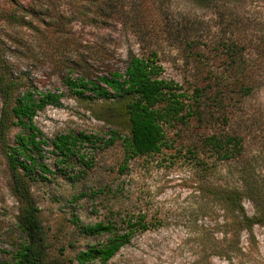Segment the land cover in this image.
<instances>
[{
    "label": "rangeland",
    "instance_id": "rangeland-1",
    "mask_svg": "<svg viewBox=\"0 0 264 264\" xmlns=\"http://www.w3.org/2000/svg\"><path fill=\"white\" fill-rule=\"evenodd\" d=\"M221 4L155 0L142 13L130 5L131 19L136 18L142 28V35H137L136 27L125 24L108 4L101 15L85 18L80 0H0L1 58L17 84L7 109L22 91H31L36 98L47 91L61 96L60 105H47L34 116L40 138L49 143L42 145L43 157L38 160L51 172L33 166L35 179L29 180L55 264H76L81 250L107 240L108 234H84L80 224L119 221L130 214L143 215L151 226L137 232L107 264H229L224 252L226 212L215 190L228 182L230 169L202 139L216 129L243 131L247 125L258 133L264 127V0ZM187 11L201 20L199 37L183 33L180 18ZM230 42L243 48L242 68L251 69L259 80L245 98L224 88L226 79L239 74L225 60L224 44ZM130 54L151 55L162 66L161 76L181 84L189 95L195 86L209 87L199 96V118L192 116L186 124L167 129L159 152L126 157L122 138L128 135L127 118L113 115L120 103L88 91L80 94L65 80H95L113 71L123 74ZM2 105L0 97V115ZM14 120L10 113L9 126L0 137L3 261L12 260L25 238L17 226L19 202L11 190L4 153L17 145L19 134H26L11 123ZM80 131L111 142L98 140L95 148L81 149L91 156L88 168L75 158L71 166H61L51 152V140L57 134ZM248 145L256 149L253 142ZM244 205L251 213L249 202ZM254 231L252 256L264 264V224Z\"/></svg>",
    "mask_w": 264,
    "mask_h": 264
},
{
    "label": "trees",
    "instance_id": "trees-1",
    "mask_svg": "<svg viewBox=\"0 0 264 264\" xmlns=\"http://www.w3.org/2000/svg\"><path fill=\"white\" fill-rule=\"evenodd\" d=\"M154 1L129 0L131 4H126L125 0H80V14L85 18L101 15L108 4L107 7L124 19L125 24L136 27L137 35H142V28L136 18L131 19L127 8L134 7L142 13L150 10ZM191 1L213 3L214 7H223L221 2L229 0ZM88 10H91V15ZM190 13L187 11V15L180 18V25L185 35L199 37L198 23L200 25L201 20L194 14L192 17ZM189 31L192 33H188ZM224 46L225 60L229 68L235 65L239 72L226 79L224 88L237 93L239 98L248 97L256 90L259 80L251 69L242 68L245 64L243 48L238 43L230 42ZM154 55L155 53L152 56ZM161 70L162 66L156 63L151 55L145 57L130 54L123 74L113 71L108 75L98 76L95 80L80 77L67 78L65 81L69 88L80 94L88 91L94 97L115 98L116 102L120 103V107L113 110V115L125 114L127 118L128 135L123 137L122 141L126 157H132L159 152L167 140V129L177 124H186L190 117L196 115L199 118L201 114L197 109L199 96L209 86H195L189 95L181 84L162 77ZM15 85L16 81L7 72L6 63L0 53V97L3 103L0 137H3L9 126L7 120L10 113L16 119L11 123L19 125L26 132L18 135L17 145L4 151L11 174V190L19 202L17 226L25 234V238L13 252L12 260L0 259V264H55L56 259L49 253L50 246L39 218V208L29 190V180L35 179L31 175L33 166H37L42 173L51 172L48 165L38 160L43 157L42 145L49 143L40 138V131L34 124V116L47 105H60L61 96L59 93L47 91L36 98L31 91H22L20 95H16L14 105L7 109ZM249 118L252 116L247 119ZM245 127L243 131L216 129L204 134L202 139L210 152L217 159L228 163L230 169L228 182L219 190H215L226 212L224 252L229 264H258L252 256V249L256 245L254 228L264 224V127L258 133L247 125ZM98 140L105 145L111 142V139L83 131L57 134L50 142L51 152L61 166H71L72 158H75V161L88 168L91 165V156L80 151L87 148L86 145L95 148ZM250 141L255 144L256 149L248 145ZM70 174L68 173L73 177ZM79 174L80 171H77L76 175ZM244 201L249 202L251 213L247 211ZM150 226L151 223L141 214L125 215L119 221L80 224L81 231L86 235L108 234V237L105 242L91 244L81 250L76 255V264H95V261H98V264H107L137 232L145 231Z\"/></svg>",
    "mask_w": 264,
    "mask_h": 264
}]
</instances>
